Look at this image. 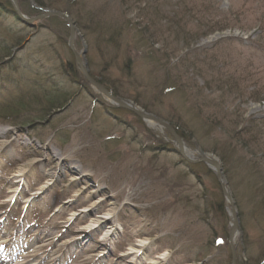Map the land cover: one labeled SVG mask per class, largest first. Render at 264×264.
<instances>
[{
	"label": "rangeland",
	"instance_id": "374dc122",
	"mask_svg": "<svg viewBox=\"0 0 264 264\" xmlns=\"http://www.w3.org/2000/svg\"><path fill=\"white\" fill-rule=\"evenodd\" d=\"M44 2L74 23L93 79L218 161L240 220L236 263L264 264V0ZM9 26L0 18V50L26 40L0 63V240L35 264H128L141 244L136 264H230L214 173L88 86L62 20ZM18 180L37 185L32 204ZM106 213V241L102 227L83 232Z\"/></svg>",
	"mask_w": 264,
	"mask_h": 264
},
{
	"label": "water",
	"instance_id": "95a60500",
	"mask_svg": "<svg viewBox=\"0 0 264 264\" xmlns=\"http://www.w3.org/2000/svg\"><path fill=\"white\" fill-rule=\"evenodd\" d=\"M7 1L9 2L13 10V13L18 19V21H20L22 24L26 26H33L34 22L44 20L50 17H56L62 20L66 24L69 32L67 48L73 58L74 63L76 64L78 71L80 72V74L82 75L88 86L91 89H93L95 92H97L99 95H101L105 100H107V102H109L115 108L125 110L133 114L135 117L141 119L142 121L153 123L159 126L160 128L164 129L165 131H167V133L173 138L174 142L177 145V153L185 161L189 162L190 164L203 163L207 166L208 169H210L214 173L215 179L220 187L221 196L228 206L230 229L227 234V243L230 253V264H236L237 253H236V245L234 243V237L238 235L240 220H239L236 204L234 203L232 196L230 195L228 189L226 188V183H224L223 181L222 167L220 166L218 161L212 156L209 155L204 156L202 154L190 159L188 156L185 155L182 149V140L176 134L174 129H172L168 124L161 121L159 118L153 116L152 114L146 113L145 111L138 109L125 101H122L118 97L111 94L107 89H105V87L100 85L97 81H95L89 74L88 69L82 60L83 54L78 53V51L75 48L74 43H75L76 27L72 22V20L66 14L56 10H46L38 16L28 18L21 13L18 2L16 0H7Z\"/></svg>",
	"mask_w": 264,
	"mask_h": 264
},
{
	"label": "bare ground",
	"instance_id": "6f19581e",
	"mask_svg": "<svg viewBox=\"0 0 264 264\" xmlns=\"http://www.w3.org/2000/svg\"><path fill=\"white\" fill-rule=\"evenodd\" d=\"M5 1L8 3V5L10 7V10L13 13V10H12L9 2L7 0H5ZM13 15H14V13H13ZM182 149H183L185 155L188 156V157H190V158L191 157L194 158L197 155V152L196 151L195 152H192V151L189 150V148L186 146V144H184L183 140H182ZM16 177H18V178L21 179L22 175H16V176H14V178H16ZM19 181H21V180H18L17 182H15L16 183V186H17V183H18V186H17V189H18L17 190V194L19 192L21 194H25L26 199L24 201V204H26V203H31L32 204L33 203V200L37 197L36 196L37 194L36 193H33V187L34 186H37V185L31 186V185L28 184V189L21 188ZM34 182H37V181H34ZM11 193L14 196L15 193H16V190L15 191H12ZM16 198H17V196H16ZM12 200H14V197L13 198L11 197V199L9 200V202L12 201ZM81 212H83V211H78V213H81ZM111 216H112L111 213H106L103 216L102 215H96V217L93 216L92 217L93 220L91 221V223H89L85 227H82L83 232L84 233L87 232V229L89 231H93V230H96V229H99V228L102 227L104 233L101 236L100 240L101 241H106L110 236H112V234H113L112 232L114 231V225L110 221L111 220ZM79 230L81 231V228ZM8 237H10V236H8ZM3 239H5V238L3 237ZM3 239L0 240V254H2V256H1L2 260H0L1 261L0 264H35V263H31V260H34V259H36L38 257V254L35 251H29L30 249H28V250H24L22 253H20V250H17V245L16 244H14V245L12 244V240H8L10 242L6 241L5 243H3L2 242ZM43 241L45 242L47 240L45 239ZM235 242H236V236L234 237V243ZM142 245L143 244L136 245L135 247H131L130 248V251L128 253H126L124 255H121V256L122 257H125V258L131 259L130 261H127L128 264H133V263L136 264L137 263V257H138L139 251H140L139 248L142 247ZM235 245H236V243H235ZM8 251H13V252L16 251V253H11L10 254V253H8ZM25 251H26V253H25ZM40 258H38V259H40ZM161 259L162 258H158L157 257V260H161ZM236 260H237V258H236ZM55 261H56L55 259H49V260H47L45 257H43V259H42V262L44 264H54Z\"/></svg>",
	"mask_w": 264,
	"mask_h": 264
},
{
	"label": "trees",
	"instance_id": "16d2710c",
	"mask_svg": "<svg viewBox=\"0 0 264 264\" xmlns=\"http://www.w3.org/2000/svg\"><path fill=\"white\" fill-rule=\"evenodd\" d=\"M18 2H19L22 13L29 17L40 14L44 10L51 9L50 8L51 6L46 5V2H44V0H18ZM0 18H6V22L10 24L9 27L12 28L13 30L19 29V28L17 29V26H19L20 24L17 22L15 16L10 10L8 3L5 0H0ZM23 28H27V27H23ZM25 37L26 36H21V37L15 36L13 39L15 41V44L12 47H5V50L1 47L0 63L4 60L10 59L12 56H14L15 53H18L17 49H19L21 47L22 42L26 40ZM96 81L100 83V85L108 87L104 85L102 82L98 81L97 79ZM108 89L113 95H115L116 97H119V95L116 94L114 91H112L110 88ZM54 102L59 103V101H56V99H54ZM59 105L61 104L59 103Z\"/></svg>",
	"mask_w": 264,
	"mask_h": 264
}]
</instances>
